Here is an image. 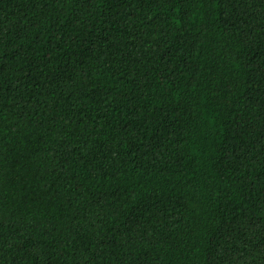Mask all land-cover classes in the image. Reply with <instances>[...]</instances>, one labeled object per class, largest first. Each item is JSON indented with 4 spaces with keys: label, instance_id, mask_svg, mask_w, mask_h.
<instances>
[{
    "label": "trees",
    "instance_id": "16d2710c",
    "mask_svg": "<svg viewBox=\"0 0 264 264\" xmlns=\"http://www.w3.org/2000/svg\"><path fill=\"white\" fill-rule=\"evenodd\" d=\"M0 264H264V0H0Z\"/></svg>",
    "mask_w": 264,
    "mask_h": 264
}]
</instances>
